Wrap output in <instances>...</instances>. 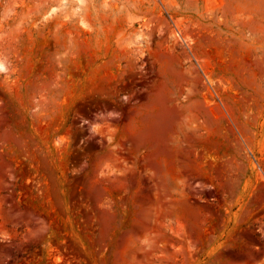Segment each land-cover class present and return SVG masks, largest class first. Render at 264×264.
I'll return each mask as SVG.
<instances>
[{
    "label": "rangeland",
    "instance_id": "1",
    "mask_svg": "<svg viewBox=\"0 0 264 264\" xmlns=\"http://www.w3.org/2000/svg\"><path fill=\"white\" fill-rule=\"evenodd\" d=\"M0 264H264V0H0Z\"/></svg>",
    "mask_w": 264,
    "mask_h": 264
}]
</instances>
